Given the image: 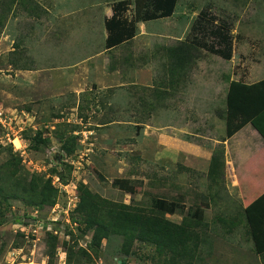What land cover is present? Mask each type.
I'll list each match as a JSON object with an SVG mask.
<instances>
[{"label":"rangeland","instance_id":"obj_1","mask_svg":"<svg viewBox=\"0 0 264 264\" xmlns=\"http://www.w3.org/2000/svg\"><path fill=\"white\" fill-rule=\"evenodd\" d=\"M32 1L34 11L13 4L1 18L0 103L26 111L31 123L19 132L24 156L0 130V164L14 154L57 194L52 204L30 205L2 180L0 264H67L81 250L90 255L82 264H162L154 246L124 234L102 238L94 253L79 197L65 212L68 191L78 196L81 183L140 209H150L154 197L176 200L184 212L202 207L201 263L261 264L243 216L247 200L237 193L243 183L231 178L223 113L231 83L264 79V0H178L171 16L137 22L134 38L110 50L104 17L116 0ZM203 7L232 24L233 56L199 49L186 77L171 85L166 49L185 39ZM68 136L75 140L70 154L61 147ZM215 149L223 150L225 173L211 184ZM130 179L143 182L135 194L113 184ZM164 217L180 223L184 216Z\"/></svg>","mask_w":264,"mask_h":264},{"label":"trees","instance_id":"obj_2","mask_svg":"<svg viewBox=\"0 0 264 264\" xmlns=\"http://www.w3.org/2000/svg\"><path fill=\"white\" fill-rule=\"evenodd\" d=\"M15 1L21 6L26 2V0H0V24L9 5ZM177 1H114L111 5L112 14L104 18L105 49L110 50L132 40L136 35L137 22L171 16ZM232 30L233 26L229 21L219 18L208 7H203L196 15L185 39L166 49L169 59L167 75L171 85L186 77L200 56L199 49L224 60H230L233 56ZM230 86L226 110L223 113L227 135H232L249 122L264 138V129L259 119L264 113V79L258 84L242 86L231 83ZM61 141V147L67 154L74 151L73 137L68 136ZM224 170L223 150L215 149L207 170L209 183L222 180ZM2 180L10 181L9 192L14 191L11 194L13 197H20L30 205L54 203L57 189L52 186L51 181L44 179L42 175H30L23 170L19 158L12 153L4 163L0 164V191H2ZM142 183L141 179L113 181L115 186L130 194H135L136 187L141 186ZM78 197L77 210L85 219V229L92 231L89 245L94 253L97 252L102 238L117 233L130 235L140 242L154 246L159 258L162 259V264H203L198 255L200 247L198 231L204 217L202 207L184 212V207L176 200L154 197L150 209H140L131 204L100 198L83 183L78 187ZM206 198L207 196L204 195L203 201L207 206ZM166 213H181L184 217L180 223H177L166 219L164 217ZM243 216L247 232L253 242V249L264 264V192L243 208ZM236 223H239V219L232 222V225L235 226ZM88 259L90 260L89 253L81 250L73 258L69 257L67 264H82L89 261Z\"/></svg>","mask_w":264,"mask_h":264},{"label":"crops","instance_id":"obj_3","mask_svg":"<svg viewBox=\"0 0 264 264\" xmlns=\"http://www.w3.org/2000/svg\"><path fill=\"white\" fill-rule=\"evenodd\" d=\"M32 3V0H26L24 6H21L17 5V2L15 1L9 5L8 9H10L11 5L13 6V4H15L23 11L28 9L34 11L35 6ZM111 14L112 9L110 14H107L106 17H109ZM259 119L262 122V127L264 129V113ZM231 137V149L234 153L233 156L235 161H232L231 163L232 172L230 173L232 177H230L235 180H241L243 183L244 187L242 188L241 186L239 190H237V193L242 201L243 199L247 200V203L243 205L244 208L264 192V138L249 122L238 128L232 133ZM226 150H228V147Z\"/></svg>","mask_w":264,"mask_h":264},{"label":"built area","instance_id":"obj_4","mask_svg":"<svg viewBox=\"0 0 264 264\" xmlns=\"http://www.w3.org/2000/svg\"><path fill=\"white\" fill-rule=\"evenodd\" d=\"M28 113L24 110H17L5 107L2 103H0V130L2 132L3 137L6 139L8 143L12 144L14 151L18 152L21 156L26 155L27 146L25 141L20 137L19 132L22 131L28 124ZM26 125V126H23ZM17 141V143L14 142ZM58 179V178H57ZM72 186L70 188H74ZM70 193L68 207L65 210H72L76 207V203L78 201V196L73 191H68ZM72 206V207H70ZM59 205L55 204L51 208V210H55ZM51 221H57L58 219L54 216L50 217ZM68 221V219H67Z\"/></svg>","mask_w":264,"mask_h":264}]
</instances>
